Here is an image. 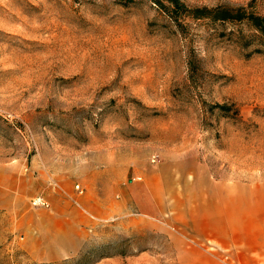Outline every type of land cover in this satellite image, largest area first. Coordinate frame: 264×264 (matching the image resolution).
Here are the masks:
<instances>
[{"label":"rangeland","instance_id":"374dc122","mask_svg":"<svg viewBox=\"0 0 264 264\" xmlns=\"http://www.w3.org/2000/svg\"><path fill=\"white\" fill-rule=\"evenodd\" d=\"M179 1L0 0V169L23 177L0 264H264V0ZM55 150L56 205L35 180ZM96 152L118 182L84 179Z\"/></svg>","mask_w":264,"mask_h":264},{"label":"crops","instance_id":"0c3cea01","mask_svg":"<svg viewBox=\"0 0 264 264\" xmlns=\"http://www.w3.org/2000/svg\"><path fill=\"white\" fill-rule=\"evenodd\" d=\"M74 159H76V157ZM85 159L89 161V163H87L84 167L86 175L84 179L88 180V183L94 184L105 181L109 178L108 175H112L111 180H114V182H118V180L116 179H120V174L124 172V170H116L114 166H111L109 164L106 166H102L104 156L100 152L90 153ZM72 163L73 157L70 151L61 152L59 150H55L48 158L47 167L38 171V176L35 178V180L39 182L41 188L47 187L48 189H51V193L53 194V197L55 199L54 205L58 204V201L60 200L66 201V193L63 192L64 194H60L59 191H64L65 189H67L70 182L72 181ZM0 170V206H2V204H5L6 206L16 205L17 202L23 201V197L21 196L22 190H19L21 189V184L23 182V177L19 175L22 173V171L15 167L14 169L7 168ZM4 170H6V172ZM149 178L152 177H148V180ZM157 178L158 177H153V180L156 181ZM120 183L121 182H119L117 186L123 192L124 197L128 201H133L134 205L137 206L140 210L151 215H161L166 211L167 205L166 203L162 202L161 193L152 194L150 190V203L148 205H145L140 196L130 194V191L132 189L131 179H128L127 184ZM5 184H7L8 186L5 187ZM5 189L8 191V195L5 199L3 198L2 200L3 192ZM100 197L105 205L110 200L108 195H101ZM58 235L62 236L61 234Z\"/></svg>","mask_w":264,"mask_h":264},{"label":"trees","instance_id":"16d2710c","mask_svg":"<svg viewBox=\"0 0 264 264\" xmlns=\"http://www.w3.org/2000/svg\"><path fill=\"white\" fill-rule=\"evenodd\" d=\"M171 4L174 7L173 10H180L183 11L184 10V5H182L180 3L179 0H171ZM199 9H194L193 10V16L194 17H198L199 13H202L201 16L202 17H207L208 14H211L209 12H206L205 10H200ZM188 10L185 8V12H187ZM195 12V13H194ZM212 19L214 20H242L244 19V15L241 13V11H236V13H231L227 10H213V16H211ZM250 19V21L252 22V24L258 28V29H264V23H262V21H264V18L259 17V16H249L248 17Z\"/></svg>","mask_w":264,"mask_h":264},{"label":"built area","instance_id":"2783aa9c","mask_svg":"<svg viewBox=\"0 0 264 264\" xmlns=\"http://www.w3.org/2000/svg\"><path fill=\"white\" fill-rule=\"evenodd\" d=\"M33 203H35V204H42V205H44L45 204V202L44 201H42L40 198H37V199H35V200H33Z\"/></svg>","mask_w":264,"mask_h":264}]
</instances>
